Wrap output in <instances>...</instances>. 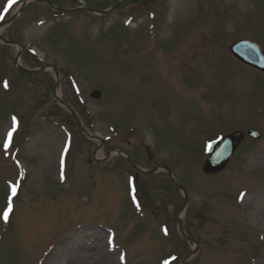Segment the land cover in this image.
Wrapping results in <instances>:
<instances>
[{
    "label": "rangeland",
    "instance_id": "obj_1",
    "mask_svg": "<svg viewBox=\"0 0 264 264\" xmlns=\"http://www.w3.org/2000/svg\"><path fill=\"white\" fill-rule=\"evenodd\" d=\"M118 1H32L0 34V264H264V74L227 53L264 49V0L47 4ZM19 64L57 68L81 126L54 73ZM249 129L204 175L206 144Z\"/></svg>",
    "mask_w": 264,
    "mask_h": 264
},
{
    "label": "water",
    "instance_id": "obj_2",
    "mask_svg": "<svg viewBox=\"0 0 264 264\" xmlns=\"http://www.w3.org/2000/svg\"><path fill=\"white\" fill-rule=\"evenodd\" d=\"M230 51L244 63L252 65L259 70L264 71V55L257 45L249 41H241L234 44L230 48ZM92 96L95 98H100L101 94L100 92H94ZM248 135L254 139H259L261 137L260 133L253 130L249 131ZM244 139V133L239 131L214 143V145L209 150L210 155L208 160L204 163L203 171L208 175H214L223 171L227 167L235 151L244 141ZM154 172L156 171H153L152 173ZM168 172L173 178V173L170 170H168ZM175 184L180 190L185 192V190L181 186H179L177 183ZM186 204L187 199L184 202V207L186 206Z\"/></svg>",
    "mask_w": 264,
    "mask_h": 264
},
{
    "label": "snow or ice",
    "instance_id": "obj_3",
    "mask_svg": "<svg viewBox=\"0 0 264 264\" xmlns=\"http://www.w3.org/2000/svg\"><path fill=\"white\" fill-rule=\"evenodd\" d=\"M17 2H18V0H9L8 5H7V9H11L12 6L14 4H16ZM7 9H6V11H7ZM0 19H3V14H0ZM5 87H7V83L6 82H5ZM13 131H15V128L13 129ZM11 137H12V132H9L8 133V142H9V144L11 142ZM12 195L13 196L16 195V188L15 187L12 188ZM11 211H12V209H11V206H10L9 209L3 214V219H4L5 222L8 221V218H9V215H10Z\"/></svg>",
    "mask_w": 264,
    "mask_h": 264
},
{
    "label": "bare ground",
    "instance_id": "obj_4",
    "mask_svg": "<svg viewBox=\"0 0 264 264\" xmlns=\"http://www.w3.org/2000/svg\"><path fill=\"white\" fill-rule=\"evenodd\" d=\"M27 1V0H26ZM24 1L25 4H27L29 1ZM23 4V3H22ZM22 4L20 6H22ZM3 28L0 27V34L2 33ZM20 49V48H19ZM21 50V49H20ZM20 63V62H19ZM60 94V91H58V95Z\"/></svg>",
    "mask_w": 264,
    "mask_h": 264
},
{
    "label": "flooded vegetation",
    "instance_id": "obj_5",
    "mask_svg": "<svg viewBox=\"0 0 264 264\" xmlns=\"http://www.w3.org/2000/svg\"><path fill=\"white\" fill-rule=\"evenodd\" d=\"M58 73H60V72L58 71Z\"/></svg>",
    "mask_w": 264,
    "mask_h": 264
}]
</instances>
